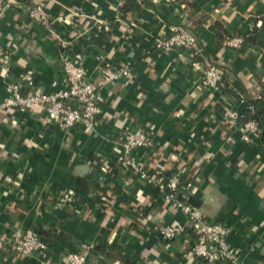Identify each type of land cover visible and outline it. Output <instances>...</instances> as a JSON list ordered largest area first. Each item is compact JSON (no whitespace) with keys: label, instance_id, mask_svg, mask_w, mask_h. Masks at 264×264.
<instances>
[{"label":"crops","instance_id":"1","mask_svg":"<svg viewBox=\"0 0 264 264\" xmlns=\"http://www.w3.org/2000/svg\"><path fill=\"white\" fill-rule=\"evenodd\" d=\"M18 1L43 6L51 25L0 6L11 75L31 69L35 90L53 93L63 87L61 54L79 53L101 114L83 133L44 124L38 112L0 113V264H65L83 243L92 246L86 264H202L188 253L191 225L158 189L134 177L125 187L131 176L116 162L125 128L152 138L150 148L133 152L147 170L166 178L178 169L194 179L186 198L206 222L228 229L224 240L240 264H264V145L259 135L245 143L240 125L222 116L224 107L238 110L240 99L264 101V0H134L126 12L129 0ZM171 26L191 32L202 56L154 50ZM230 37L242 45L224 47ZM202 60L225 70L220 94L201 88ZM122 70L128 75L106 80ZM6 96L0 76V101ZM67 190L73 206L55 209ZM171 223H185L186 231L166 243L155 228ZM26 229L46 253H13V233Z\"/></svg>","mask_w":264,"mask_h":264},{"label":"built area","instance_id":"2","mask_svg":"<svg viewBox=\"0 0 264 264\" xmlns=\"http://www.w3.org/2000/svg\"><path fill=\"white\" fill-rule=\"evenodd\" d=\"M0 6L1 11L19 9L33 24L44 27L51 25L47 11L40 4L0 0ZM134 27L135 25L130 23L127 30L132 31ZM242 42V39L238 37H230L225 38L222 44L227 48L238 49ZM152 47L163 53L181 51L193 57L202 56L196 37L182 27H169L168 34L155 38ZM11 57L9 49L0 47V76L7 84V96L0 101V113L10 116L14 112H38L42 115L41 121L44 124L57 125L66 132L78 127L83 133H89L97 126L101 114L96 99L97 86L86 79L82 56L79 53L64 51L61 54L64 72L63 87L49 94L35 90V78L31 69L25 67L18 76L13 77ZM200 65L202 67L201 88L220 94L224 88L225 70L223 67L208 60H202ZM127 75L128 71L122 70L112 74L106 80H114ZM242 107H244V101L240 99L238 110L224 107L222 116L232 124L238 123L241 139L252 145L259 135V125L252 119H244L241 115ZM247 109L252 110V106H247ZM151 145L152 138L144 130L140 128L123 130V139L116 147V162L118 167L131 176L125 180V187L129 186L130 179L133 177L143 181L157 188L163 201L184 216L186 224L191 225L193 233V245L188 252L190 257L202 264H240L237 252L224 240L228 229L219 223L206 222L201 213L186 198L185 195H188L194 179H182L178 169L166 178L160 177L157 173L147 170L144 161L133 155L136 149H148ZM100 166L104 173L111 171V167L102 162ZM74 201L75 196L72 191H63L56 198L53 207L55 209L71 207ZM155 231L164 242L171 243L185 233L186 225L185 223L162 224L158 225ZM10 246L13 253L22 259L44 254L47 251L46 243L30 229L14 232ZM91 249L92 246L81 244L77 251L65 254V264H86Z\"/></svg>","mask_w":264,"mask_h":264},{"label":"trees","instance_id":"3","mask_svg":"<svg viewBox=\"0 0 264 264\" xmlns=\"http://www.w3.org/2000/svg\"><path fill=\"white\" fill-rule=\"evenodd\" d=\"M134 0H129L125 3L124 7L121 9L122 12H126L127 8ZM225 76V74H224ZM224 83V77H223ZM225 85V84H224ZM251 105L252 110H248L247 106ZM241 115L244 119H252L256 121L259 125V138L261 144L264 145V101L262 99L250 100L246 98L244 101V107L241 109Z\"/></svg>","mask_w":264,"mask_h":264}]
</instances>
